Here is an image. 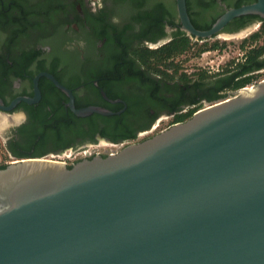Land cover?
<instances>
[{
	"label": "water",
	"instance_id": "95a60500",
	"mask_svg": "<svg viewBox=\"0 0 264 264\" xmlns=\"http://www.w3.org/2000/svg\"><path fill=\"white\" fill-rule=\"evenodd\" d=\"M176 1L199 39L256 27L222 33L237 17L264 21L256 0L199 31ZM51 158L0 170V264H264V80L115 154Z\"/></svg>",
	"mask_w": 264,
	"mask_h": 264
},
{
	"label": "flooded vegetation",
	"instance_id": "af4514ba",
	"mask_svg": "<svg viewBox=\"0 0 264 264\" xmlns=\"http://www.w3.org/2000/svg\"><path fill=\"white\" fill-rule=\"evenodd\" d=\"M255 2L185 0V6L193 27L206 31L227 10ZM181 25L176 0H0L5 151L13 157L14 150L36 141L43 143V157L66 156L72 164L106 157L227 100L244 88L236 86L264 72L257 64L248 70L245 51L216 63L210 53L223 51L218 40L225 39L195 38ZM255 25H261L257 16H241L222 33ZM178 35L185 47L170 58L177 70L168 68L170 60L153 66L151 50ZM257 43L263 44L259 39L248 49ZM191 55L195 64H189ZM86 108L100 112L75 113Z\"/></svg>",
	"mask_w": 264,
	"mask_h": 264
},
{
	"label": "trees",
	"instance_id": "16d2710c",
	"mask_svg": "<svg viewBox=\"0 0 264 264\" xmlns=\"http://www.w3.org/2000/svg\"><path fill=\"white\" fill-rule=\"evenodd\" d=\"M236 8H238V6ZM259 21L261 22L260 28L256 32L250 34V36L247 39H244L240 43V48H242V50L245 49L246 45L251 46L252 44L257 42L259 39L264 38V21L261 20L260 18H259ZM179 38H181L180 35H178L174 40L169 42L166 46H163L159 49L151 50V53L155 57L153 60H151V63L153 66H156L157 63H161L162 61L170 60V58L177 56L183 50V48L185 47V43L181 42L179 40ZM218 47L219 46L216 45L215 48H218ZM205 50H207V49L200 50L196 54H199ZM245 52H246V58H247L246 63L249 64L248 70H250L252 68V66L256 65V64L258 66L264 67V42L261 45L256 44V46H254V48H252V49H246ZM168 68L174 69L176 71L177 65L174 64L170 60ZM254 78H256V77H249L244 83H242L241 85H238L236 87L238 88V87L248 86L252 82H254V80H253ZM191 116H192L191 114L188 116H184L182 121L183 122L186 121ZM42 146H43L42 142H36V141L31 142V141H29V142L25 143L24 146H22L20 148V150H17V151L14 150L12 155L15 159L41 158L43 156L41 155V153L38 150L41 149ZM31 148H36L37 151L32 153V155L29 154L28 152H23V151H28ZM71 165H68V167H70ZM6 166L7 165H0V170L4 169Z\"/></svg>",
	"mask_w": 264,
	"mask_h": 264
},
{
	"label": "rangeland",
	"instance_id": "374dc122",
	"mask_svg": "<svg viewBox=\"0 0 264 264\" xmlns=\"http://www.w3.org/2000/svg\"><path fill=\"white\" fill-rule=\"evenodd\" d=\"M258 29H254L251 30L249 32H246L245 34L238 36V37H232V38H224L225 40H218L219 43L223 44V51L220 52H212L210 53L211 55H214V60L216 61V63H219L220 61H225L226 59H229V57H231V59H236V58H240L241 54L248 49L250 46L246 45L245 49L242 50V48H240V43L244 40L247 39L250 34L256 32ZM262 42H264V38L261 39ZM257 45H259V43H257ZM191 53H195L194 51H191ZM210 54L205 53L204 57H209ZM195 55H197L195 53ZM190 62L189 64H195V59H193V56L191 55L190 58ZM187 59V60H188ZM189 69H195V67L193 68H187ZM254 82H252L250 85L246 86V87H250L253 84H256L262 80H264V72L260 73L256 78L253 79ZM165 127V126H164ZM69 155V154H67ZM78 157V156H76ZM47 159H52L51 157H44ZM54 160L57 161H61L64 162L66 165H71L73 163L72 159L73 158H66L65 157H55L53 158ZM14 160H19V159H15L14 157L9 156V154L5 151L4 147H3V141L0 140V165H8L9 163H11Z\"/></svg>",
	"mask_w": 264,
	"mask_h": 264
}]
</instances>
